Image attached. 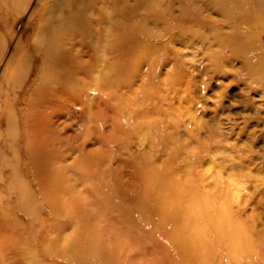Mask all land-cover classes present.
<instances>
[{
    "label": "rangeland",
    "instance_id": "rangeland-1",
    "mask_svg": "<svg viewBox=\"0 0 264 264\" xmlns=\"http://www.w3.org/2000/svg\"><path fill=\"white\" fill-rule=\"evenodd\" d=\"M0 264H264V0H0Z\"/></svg>",
    "mask_w": 264,
    "mask_h": 264
}]
</instances>
